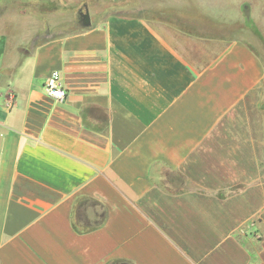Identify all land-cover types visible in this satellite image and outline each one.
Segmentation results:
<instances>
[{
  "label": "crops",
  "instance_id": "crops-1",
  "mask_svg": "<svg viewBox=\"0 0 264 264\" xmlns=\"http://www.w3.org/2000/svg\"><path fill=\"white\" fill-rule=\"evenodd\" d=\"M2 2L0 264H264V0Z\"/></svg>",
  "mask_w": 264,
  "mask_h": 264
},
{
  "label": "built area",
  "instance_id": "built-area-1",
  "mask_svg": "<svg viewBox=\"0 0 264 264\" xmlns=\"http://www.w3.org/2000/svg\"><path fill=\"white\" fill-rule=\"evenodd\" d=\"M0 83H1V74H0ZM45 90L47 94L58 100H65L66 98V89L62 84L60 73L55 71L53 72L46 80Z\"/></svg>",
  "mask_w": 264,
  "mask_h": 264
},
{
  "label": "rangeland",
  "instance_id": "rangeland-1",
  "mask_svg": "<svg viewBox=\"0 0 264 264\" xmlns=\"http://www.w3.org/2000/svg\"><path fill=\"white\" fill-rule=\"evenodd\" d=\"M15 9L12 8V6L10 8H2L0 9V18H2L5 14H7L9 11H13Z\"/></svg>",
  "mask_w": 264,
  "mask_h": 264
},
{
  "label": "trees",
  "instance_id": "trees-1",
  "mask_svg": "<svg viewBox=\"0 0 264 264\" xmlns=\"http://www.w3.org/2000/svg\"><path fill=\"white\" fill-rule=\"evenodd\" d=\"M2 3H5V2H2V0L0 1V4H2ZM14 4H16V3H14ZM2 7L0 6V9H1ZM103 214V213H102ZM103 216V215H102ZM103 221H104V218H103V220H102V222H101V224L103 223ZM100 224V225H101ZM76 226H77V228L79 229V230H82V226L80 227L79 226V224L78 223H76ZM96 226H99V225H95L94 227H96ZM88 228V227H87ZM90 228H92V227H90ZM112 264H122V263H120L119 261L118 262H113Z\"/></svg>",
  "mask_w": 264,
  "mask_h": 264
}]
</instances>
